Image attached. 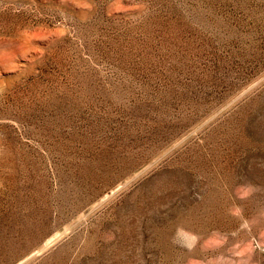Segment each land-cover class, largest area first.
Wrapping results in <instances>:
<instances>
[{
  "label": "rangeland",
  "instance_id": "374dc122",
  "mask_svg": "<svg viewBox=\"0 0 264 264\" xmlns=\"http://www.w3.org/2000/svg\"><path fill=\"white\" fill-rule=\"evenodd\" d=\"M0 264H264V0H0Z\"/></svg>",
  "mask_w": 264,
  "mask_h": 264
}]
</instances>
